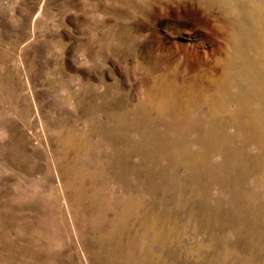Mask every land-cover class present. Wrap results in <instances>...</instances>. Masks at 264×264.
I'll return each instance as SVG.
<instances>
[{
    "label": "rangeland",
    "instance_id": "1",
    "mask_svg": "<svg viewBox=\"0 0 264 264\" xmlns=\"http://www.w3.org/2000/svg\"><path fill=\"white\" fill-rule=\"evenodd\" d=\"M0 264H264V0H0Z\"/></svg>",
    "mask_w": 264,
    "mask_h": 264
}]
</instances>
